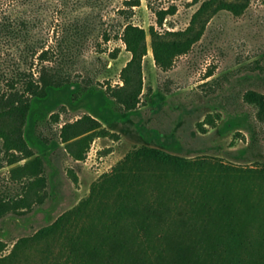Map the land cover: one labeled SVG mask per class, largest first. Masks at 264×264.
Returning a JSON list of instances; mask_svg holds the SVG:
<instances>
[{
	"label": "rangeland",
	"instance_id": "1",
	"mask_svg": "<svg viewBox=\"0 0 264 264\" xmlns=\"http://www.w3.org/2000/svg\"><path fill=\"white\" fill-rule=\"evenodd\" d=\"M130 1L0 0V19L32 20V42L72 48L64 63L71 82L32 97L25 117L0 120L11 142L0 136V264H63L56 236L16 245L86 199L93 183L136 148L264 168V119L244 98L250 91L264 96V0H251L241 16L209 10L194 23L206 0H139L133 7ZM172 5L160 31L204 30L164 71L149 28L153 10ZM126 22L147 31L148 46L129 86L141 84L139 104L129 111L111 96L132 56L120 37ZM6 43L0 38V49ZM12 156L17 161L10 163Z\"/></svg>",
	"mask_w": 264,
	"mask_h": 264
},
{
	"label": "trees",
	"instance_id": "2",
	"mask_svg": "<svg viewBox=\"0 0 264 264\" xmlns=\"http://www.w3.org/2000/svg\"><path fill=\"white\" fill-rule=\"evenodd\" d=\"M250 1L206 0L193 23L209 10L241 16ZM127 4L133 7L139 0ZM175 9L173 5L154 9L156 24L149 28L155 63L164 71L191 49L204 30L160 31L157 27ZM32 27L25 16L0 19V38L7 41L5 50L0 49V120L25 117L32 97H45L49 87L71 82L64 66L71 46L59 51L45 40L32 42ZM120 37L132 56L122 72L123 85L111 96L120 109L129 111L139 104L141 84L134 91L129 86L135 72L141 74L147 31L126 22ZM104 38L110 39L108 34ZM244 98L264 119V96L250 91ZM0 136L8 138L1 130ZM9 161L17 159L12 156ZM38 162H32L34 167ZM2 207L0 203V214ZM51 235L60 241V253L66 256L63 264H264V168L214 157L188 159L142 146L93 183L86 199L48 227L22 238L15 249Z\"/></svg>",
	"mask_w": 264,
	"mask_h": 264
}]
</instances>
